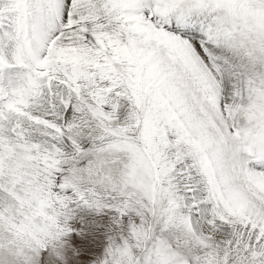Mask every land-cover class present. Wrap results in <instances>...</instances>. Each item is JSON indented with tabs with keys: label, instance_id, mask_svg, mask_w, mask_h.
Wrapping results in <instances>:
<instances>
[{
	"label": "snow or ice",
	"instance_id": "6c2138e0",
	"mask_svg": "<svg viewBox=\"0 0 264 264\" xmlns=\"http://www.w3.org/2000/svg\"><path fill=\"white\" fill-rule=\"evenodd\" d=\"M0 264H264V0H0Z\"/></svg>",
	"mask_w": 264,
	"mask_h": 264
}]
</instances>
